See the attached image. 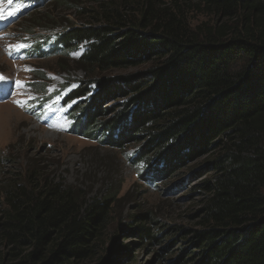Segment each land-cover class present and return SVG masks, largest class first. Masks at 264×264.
I'll list each match as a JSON object with an SVG mask.
<instances>
[{
  "label": "trees",
  "instance_id": "trees-1",
  "mask_svg": "<svg viewBox=\"0 0 264 264\" xmlns=\"http://www.w3.org/2000/svg\"><path fill=\"white\" fill-rule=\"evenodd\" d=\"M91 2L52 0L25 20L55 28L48 14L58 3L88 16L53 40L64 53L85 45L76 63L95 76L69 97L67 104L80 99L70 108L71 130L118 148L138 144L134 157L149 181L175 177L219 149L203 183L201 228L162 252L185 237L190 247L174 249L177 264H264V0ZM196 11L210 19L192 25ZM112 189L91 195L36 163L0 181V264H121L135 260V245L162 244L168 232L148 211L111 229L119 201ZM119 235L139 240L123 245Z\"/></svg>",
  "mask_w": 264,
  "mask_h": 264
},
{
  "label": "rangeland",
  "instance_id": "rangeland-1",
  "mask_svg": "<svg viewBox=\"0 0 264 264\" xmlns=\"http://www.w3.org/2000/svg\"><path fill=\"white\" fill-rule=\"evenodd\" d=\"M51 1L0 0V181L5 182L15 171L36 163L68 183L82 185L91 195L112 186L119 195L113 231L127 225L135 214L148 211L160 223L161 231L168 232L162 244L147 241L135 245L131 251L135 260L121 264H177L178 253L174 249L190 247L187 238L182 236V245L172 242L168 251H162L179 234L201 228L200 208L209 195L203 183L214 175L209 166L219 149L188 162L175 177L149 181L140 176L144 165L134 157L138 144L118 148L71 130L70 108L80 99L67 104L69 97L95 76L76 63L86 50L85 45L64 53L53 40L63 26L84 24L88 16L79 7L89 8L93 3L78 0L79 7L58 3L48 14L54 24H60L53 29L32 27L33 22L25 21L35 7L46 10ZM209 19L202 12L190 14L194 26ZM47 37L50 41L37 48L36 43ZM145 66L111 69L99 75L114 76ZM122 104L121 100L106 101V106L114 108ZM119 238L123 245L139 240L131 235Z\"/></svg>",
  "mask_w": 264,
  "mask_h": 264
},
{
  "label": "bare ground",
  "instance_id": "bare-ground-1",
  "mask_svg": "<svg viewBox=\"0 0 264 264\" xmlns=\"http://www.w3.org/2000/svg\"><path fill=\"white\" fill-rule=\"evenodd\" d=\"M60 124V123H59ZM53 126V125H52ZM58 127V126H57ZM55 129V128H54Z\"/></svg>",
  "mask_w": 264,
  "mask_h": 264
}]
</instances>
